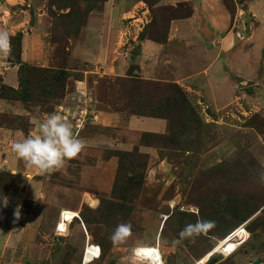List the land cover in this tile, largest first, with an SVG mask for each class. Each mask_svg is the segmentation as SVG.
<instances>
[{
	"label": "rangeland",
	"instance_id": "rangeland-1",
	"mask_svg": "<svg viewBox=\"0 0 264 264\" xmlns=\"http://www.w3.org/2000/svg\"><path fill=\"white\" fill-rule=\"evenodd\" d=\"M3 2L14 0H0V31L9 33L10 59L15 61L19 52L18 34L21 49L27 38L40 53L31 58L36 63H25L19 91L1 90L35 118L0 112V127L19 131L0 134V198L24 191L33 196L21 202L20 220L2 223L7 227L0 232V264H121L135 242L157 247L164 264H252L257 259L264 264V0H222L228 17L217 21L219 37L194 51V60L188 56L177 67L181 72H167L162 80H146L133 68L123 77L106 75V65L121 55H135L139 33L165 42L169 24L185 18L190 4L155 8L161 0H142L153 8L149 22L132 26L134 18L126 20L133 15L128 3L122 7L126 16L118 12L112 20L102 0H26L17 8L10 5L14 10ZM90 17L99 19L86 28ZM96 47L97 55L101 47L107 49L103 68L79 58ZM186 51L180 45L172 53L182 60ZM207 63L211 67L202 71ZM215 67L203 92L194 84L186 90L175 83L180 79L184 85L182 78L195 74L204 80ZM77 81L91 87L95 97L86 93L74 108L64 98ZM95 101L126 115L166 117L168 131L134 136V146L130 143L126 151L104 144L92 160L83 157L89 162H79L78 155L51 173L27 167L22 159L16 173L6 169V162L2 166L1 160L13 154L11 144L36 134L49 113L67 116L78 135ZM111 135L127 138L117 131ZM146 144L157 149V157L138 151ZM95 158H115L116 165L109 166L112 174L96 169L112 176L103 183L104 191L81 182V175L94 179L95 172L81 165L94 166ZM14 206L7 217L0 206V220L12 218ZM197 220L216 226L172 243L185 225ZM119 223L131 224L132 236L113 245L109 237Z\"/></svg>",
	"mask_w": 264,
	"mask_h": 264
},
{
	"label": "crops",
	"instance_id": "crops-1",
	"mask_svg": "<svg viewBox=\"0 0 264 264\" xmlns=\"http://www.w3.org/2000/svg\"><path fill=\"white\" fill-rule=\"evenodd\" d=\"M19 1L26 2V0H14V3H10L9 5L7 2H3V5L9 9L14 10V8H17L16 6L20 4ZM124 3H128V5H131V14L133 15L132 17L126 18V20L134 18L133 21L129 22L130 25L133 26L140 21L144 22L145 19H147V22H149L148 17L150 16V11L153 8L152 6L147 7L144 3H142V0H108L104 4V9L106 10V13L110 14L109 19L113 20L115 17H118V12H122V14L126 16L127 12L122 11ZM185 4H190V13L182 20L173 21L169 24L165 42L153 40L148 34H146L143 38V36H141L139 33L135 37L136 39H138L139 43L138 50L134 51L135 55H133L129 59L126 57V55H121L117 59H113L112 62L109 61L106 65L107 73L105 74L113 75L115 77H123L131 68H133V70H136V74L140 75L146 80H162L165 77V74L168 75L167 72H170L171 74L181 72L177 69V67L181 64H186L189 59L188 56H192V60H194L195 56L197 55L192 54L194 51L200 49L202 50L204 47L209 46L208 44H211L209 43V41L211 42V39L219 37V33L221 34V32H219L217 29V21L219 19H225L228 17L222 0H161L160 3L153 5L155 6V8H161L168 6L176 7ZM21 5L22 3L20 4V6ZM210 6H212L213 9L209 10ZM95 18L97 17H90L88 19L86 28L94 25L93 21ZM145 27L146 24H143V26L140 28L141 33L142 31H144L143 29H145ZM18 31H21V29H19ZM28 34L30 33L28 32ZM129 40H132V38L130 37ZM29 44L30 43L28 39L24 38L22 41L21 60L22 62L28 64L36 63V61L31 62V58L33 57V60L37 58V55L40 53L38 51L40 48L38 45L32 47L29 46ZM180 45H182L184 49L187 50L186 53L189 52V54H186V56L182 60H179L178 57H176L172 53V51L175 50V48L180 47ZM94 46L95 44L92 47ZM97 50L98 49L96 47V50H93L92 54H80L79 58L81 57L86 62L91 64H99L100 67L103 68L105 63L104 54L107 49L101 47L99 51V53H101L100 55H97ZM204 54L206 53L204 52ZM206 57L209 60V57ZM221 60L220 66L222 69ZM187 67L188 66H184L185 69ZM210 67L211 63H207L204 66V70L202 71H206V69H209ZM216 68L217 67L209 70L210 73L208 75L204 74V80L202 79L203 75L195 74L186 78H182L184 85L180 83V79L175 81V83L179 84L183 88H186V90L193 89L194 87L192 86V84H194L202 91L206 88L205 86H208L207 82L210 83L211 75H213V72L216 70ZM18 70L19 67L17 65L8 62L7 55H0V78L3 84L13 89H17V86L19 85V80L17 78ZM84 79H87L86 75ZM83 85L84 82L77 81L76 83H74L72 92L65 96L64 102L70 101L75 108L78 103L83 102L82 100H86V98H83L84 96H86V93L89 97L94 98L95 93L93 89L91 87H84ZM0 112H3L5 115L27 116L29 117V119L35 118L31 117L32 113L22 109L21 106L16 102L4 100L1 98ZM88 117L89 121L87 122L86 127H89L87 129H85L86 127L81 129V131L77 135L85 142V148L79 154V162H81V158L83 159V161H88V158H83L86 156L91 157L92 160V157H96L99 154L104 144H115V146H117L109 150L118 149L126 151L127 146L129 147L130 143L134 146V143L131 141L134 136H140L144 134L161 135L166 134L168 131V121L165 119L145 117L140 115L136 116L133 113L126 115L120 111L114 112L107 108V106L100 105V102L98 101H95L94 107L92 106V108H89ZM113 131L125 134L127 138L121 141L120 138L117 139L111 135ZM2 132H7V134L19 133V131L17 132L7 130L0 127V134ZM35 133H37V131H35ZM129 134H131V136H129ZM1 142L2 141L0 140V143ZM156 150L157 149L151 148L149 146H139L138 149V151L141 153L150 154L151 156L157 157ZM19 159L21 158L17 157L13 152L11 156H8L7 158L4 157V159L1 160V164L2 166L6 164L5 166L8 171L16 173L19 170L17 165V163L19 164ZM95 159H97V162L94 166L92 165V163H88L89 161L81 165L82 168H88L91 173L95 172L94 179L90 178L89 180V178L87 179L86 176L83 179V175H81V182H83V184H87V186L94 184L96 189L104 191L103 183L105 182L106 178L110 179V174L114 172L109 168V166L114 167L116 165L114 161L115 158H109L107 160H99L98 158ZM4 162L6 163L4 164ZM156 165L157 167L161 165L160 159L156 160ZM101 167L102 169L105 168L108 172L111 173L108 174V172H102L103 170L101 172L96 170L98 168L100 169ZM32 197L33 196L29 195L26 191H24L22 194H13L11 197H8V205L7 207L2 208V214L7 217L12 204L15 205L13 207L15 209V207L17 205H20L23 200H31ZM3 221L6 223H14L15 220L14 217H3V219L0 220V232L4 231V229H6L7 227L5 226V224L2 225Z\"/></svg>",
	"mask_w": 264,
	"mask_h": 264
},
{
	"label": "clouds",
	"instance_id": "clouds-1",
	"mask_svg": "<svg viewBox=\"0 0 264 264\" xmlns=\"http://www.w3.org/2000/svg\"><path fill=\"white\" fill-rule=\"evenodd\" d=\"M10 46L9 33L0 31V55H8ZM84 148L85 142L74 133L72 122L59 112L49 113L40 121L36 134L29 133L21 141L11 144L12 152L21 158L27 167L41 173L60 170L66 162L75 159ZM7 205L8 198L6 196L0 198V206ZM21 212L22 205H17L13 211L15 221L21 219ZM215 226L214 221L197 220L195 223L185 225L178 234L179 238L174 239L172 243L179 244L185 239H194ZM131 236V224L119 223L112 230L109 239L113 245H122ZM121 264H161V259L157 247L145 242H135L128 254L122 258Z\"/></svg>",
	"mask_w": 264,
	"mask_h": 264
},
{
	"label": "trees",
	"instance_id": "trees-1",
	"mask_svg": "<svg viewBox=\"0 0 264 264\" xmlns=\"http://www.w3.org/2000/svg\"><path fill=\"white\" fill-rule=\"evenodd\" d=\"M103 1V3H105V2H107L108 0H102ZM143 36V38L145 37V35H142ZM21 39H22V35L21 34H18V36H17V46H18V48H19V52H18V54H17V56L15 57V61H12L10 58H11V52L9 51V53H8V60H10L9 62H12V64H15V65H17L18 67H19V70H18V72H19V88L18 89H13V88H11V87H8V86H6L5 84H3L2 82H0V98L1 99H4V100H9V101H12V102H15V101H17V100H12L11 98H7V97H5V96H2L1 95V90L2 89H8V90H10V91H12V92H17V91H19V89H20V84H21V87H22V80H21V77H22V70L24 69V68H27L28 66L24 63V62H22V60H21V55H22V49H21ZM23 78V77H22ZM25 92V94H26V91H24ZM142 116V115H141ZM144 116V115H143ZM145 117H152V118H161V119H165V120H167L168 118H166V117H162V116H152V115H150V116H145ZM168 121V120H167ZM145 135H149V134H145ZM151 135V134H150ZM156 135H158V134H156ZM161 135H165V134H161ZM145 146H151V145H149V144H146ZM236 229L234 228V230H232L233 232L235 231ZM230 232L228 235H226V236H229L231 233H233V232ZM225 236V237H226ZM206 255V254H205ZM204 255V256H205ZM102 256H103V254H102ZM201 259V258H200ZM199 259V260H200ZM198 260V261H199Z\"/></svg>",
	"mask_w": 264,
	"mask_h": 264
},
{
	"label": "built area",
	"instance_id": "built-area-1",
	"mask_svg": "<svg viewBox=\"0 0 264 264\" xmlns=\"http://www.w3.org/2000/svg\"><path fill=\"white\" fill-rule=\"evenodd\" d=\"M70 230V227H68L67 228V232ZM69 235V234H68ZM68 235H66V236H68ZM62 237H65V236H62ZM233 253H229V254H222L223 256H230V255H232ZM101 257H102V255H101ZM101 257H99L98 259H95V260H93L92 262H94V261H97V260H99V259H101ZM89 263H91V262H89ZM89 263H86V264H89ZM83 264H85V263H83Z\"/></svg>",
	"mask_w": 264,
	"mask_h": 264
},
{
	"label": "water",
	"instance_id": "water-1",
	"mask_svg": "<svg viewBox=\"0 0 264 264\" xmlns=\"http://www.w3.org/2000/svg\"><path fill=\"white\" fill-rule=\"evenodd\" d=\"M252 264H261V260L260 259H257Z\"/></svg>",
	"mask_w": 264,
	"mask_h": 264
},
{
	"label": "bare ground",
	"instance_id": "bare-ground-1",
	"mask_svg": "<svg viewBox=\"0 0 264 264\" xmlns=\"http://www.w3.org/2000/svg\"><path fill=\"white\" fill-rule=\"evenodd\" d=\"M163 257H164V255H163V253L161 252V260H162V263L164 264ZM248 264H250V263H248Z\"/></svg>",
	"mask_w": 264,
	"mask_h": 264
}]
</instances>
